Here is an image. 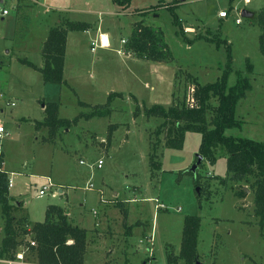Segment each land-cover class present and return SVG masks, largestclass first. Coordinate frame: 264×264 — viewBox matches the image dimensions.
Here are the masks:
<instances>
[{"label": "rangeland", "instance_id": "1", "mask_svg": "<svg viewBox=\"0 0 264 264\" xmlns=\"http://www.w3.org/2000/svg\"><path fill=\"white\" fill-rule=\"evenodd\" d=\"M164 6L175 8L183 34L193 43L182 40ZM235 6L228 12L229 0H133L128 7H118L113 0L0 3V18H4L0 19V93H5L0 99V122L6 133L3 150L8 167L26 177H13V182L23 181L21 191L30 206L78 207L92 220L85 264H168L166 252L178 254L183 219L188 215L201 220L200 263L264 264V231L252 213L250 184H241L248 189L245 198H235L240 185L220 183L226 176L225 158L218 157L215 166L203 161L196 171L203 183L200 190H204L198 200L194 177L182 173L194 166L199 134L187 133L180 150H174L164 146L162 133L157 151L161 168L153 172L148 163L149 143L156 142L161 120L147 118L143 108L186 101L194 79L202 85L219 79L227 53L224 43L216 47L217 40L228 42L232 52L228 85H234L239 72L252 89L236 107L243 127L226 135L264 142V56L259 50L261 33L256 20L264 0H239ZM3 9L10 11L8 17L2 16ZM242 10L253 16L242 17ZM220 11H226L228 17L222 19ZM67 19L95 23L97 31H107L112 37L110 49L96 46L92 51L93 38L69 33L63 72L67 86L44 84L40 73L20 60L43 65L41 50L49 29ZM140 21L162 33L172 54L169 61L154 63L126 52L129 36ZM246 60L253 66L252 73L246 69ZM111 93L122 95L113 98L111 114L105 118L80 119L68 129L57 130L50 140L47 129L35 127V121L45 118L43 102H57L60 118L72 120L91 113L95 105H104ZM110 125L115 128L108 145ZM99 158L104 161L100 169L92 166ZM45 178H52L67 195L40 198L39 186ZM100 189L109 199L106 209L98 202ZM144 198L148 199L141 202ZM150 198L164 207L155 208V200ZM93 209L97 214L93 215ZM1 219L4 222L2 207L0 224ZM152 230L154 242L150 243L146 238ZM2 234L0 226V239ZM25 239L31 240L30 236ZM141 240H145L143 244ZM25 257V264L34 263L28 254Z\"/></svg>", "mask_w": 264, "mask_h": 264}, {"label": "trees", "instance_id": "2", "mask_svg": "<svg viewBox=\"0 0 264 264\" xmlns=\"http://www.w3.org/2000/svg\"><path fill=\"white\" fill-rule=\"evenodd\" d=\"M133 0H113L118 7H128ZM161 1V0H160ZM229 0V10H232V2ZM173 17L174 25L179 27L178 33L182 40L193 43L183 34L179 18L175 15L174 7L164 6ZM227 13V12H226ZM228 15V13H227ZM225 19V18H222ZM257 24L260 29L259 50L264 56V9L257 14ZM90 27L86 22L65 20V22L49 29L41 50L43 66L38 67L31 61L20 60L22 64L39 72L44 84H56L67 86L64 79L65 53L67 45V34L69 32H84ZM126 45V52L132 53L137 58H145L148 61L159 63L167 62L172 54L167 49L162 33L140 21L134 25ZM198 39H203L198 37ZM216 47L225 44L227 61L222 76L213 83L201 84L194 79V107H190L186 101H180L170 106L153 104L144 107L143 111L147 118L161 120L156 128V142L149 143L148 154L151 170L159 171L161 166L157 161L159 149V137L165 134L164 146L169 149L180 150L187 133L199 134L200 144L198 154L203 161L215 166L218 157L225 158L226 176L220 178L223 185L227 182L240 185V189L234 192L235 198H245L246 192L242 183L250 184L249 189L253 192V216L259 219L257 224L260 231H264V142L243 137L226 135L227 131L241 129L243 122L237 118V104L251 92V84L247 77L237 72L234 85H228V79L233 73L231 70L232 52L228 42L214 41ZM253 66L246 60V69L252 73ZM120 93H111L104 105H95L91 113L80 114L74 119H62L59 116V104L57 102H43L42 109L45 113L43 121H35L36 128H45L49 131V140L54 138L59 129H68L71 125L78 123L80 119H91L94 117L105 118L111 114L110 103ZM188 96V95H187ZM216 105H212L211 101ZM81 107H86L79 102ZM115 126L110 125L107 136L109 145ZM47 142V140H46ZM221 155V156H219ZM197 159V158H196ZM195 159V162H196ZM194 162V164H195ZM202 162L199 166H202ZM198 166V167H199ZM197 171V170H196ZM190 170L182 173L191 174L194 177L195 187L199 188L196 193L198 200L202 194L200 176ZM9 174L0 172V207L4 218V236L0 242V260L13 261L18 248L24 245L21 251L28 254V259L37 264H85L87 230L80 228L71 222L61 206L49 205L45 212L43 222H34L31 228L27 218L16 220L13 216L14 207L9 204L8 199ZM209 188L208 186L206 189ZM119 207L123 205L118 203ZM124 218L126 212H123ZM181 235V246L177 255L166 252L168 264H196L198 258V244L201 220L198 216H185ZM30 236V241L25 237ZM31 242L35 243L34 247ZM27 251V252H25Z\"/></svg>", "mask_w": 264, "mask_h": 264}, {"label": "crops", "instance_id": "3", "mask_svg": "<svg viewBox=\"0 0 264 264\" xmlns=\"http://www.w3.org/2000/svg\"><path fill=\"white\" fill-rule=\"evenodd\" d=\"M238 1L239 0H234L233 2H232V10H235V8H236V6H235V4L236 3H238ZM243 1H245V0H243ZM3 2V0H0V3H2ZM252 2V0H250V3ZM245 3V2H244ZM14 4V3H13ZM248 5H250V4H248ZM14 5H12V7H13ZM47 8V7H46ZM6 10V9H5ZM251 11V10H250ZM252 13V12H251ZM1 14H2V12H1ZM9 14H10V11H8V14L6 15V16H4L3 14H2V16L3 17H8L9 16ZM252 15H253V13H252ZM2 21L4 20V18H0ZM84 22H86V23H88L89 25H90V27L87 29V30H85L84 32H80V33H82V34H86V35H88V36H90V38L92 39L93 38V42L94 43H96V44H98L97 46L98 47H101L102 49L103 48H105V49H110V46H111V43H112V37L107 33V31H102V32H100V30L99 31H97V27H96V25H95V23L94 24H92L91 22H88V21H84ZM69 33H71V32H69ZM69 33L67 34V37H68V35H69ZM103 35H105L106 37H107V44H108V46H104V43H103V40H102V37L101 36H103ZM97 41H98V43H97ZM93 42H91V45H92V43ZM67 45H68V39H67ZM67 45H66V47H67ZM65 60H66V58H65ZM38 67H42L43 65H41V66H39V65H37ZM64 69H66L65 68V66H64ZM1 93H3V92H1ZM4 95H5V93H3ZM42 111H43V109H42ZM26 120V119H25ZM2 125H3V123L2 122H0ZM4 126V125H3ZM4 130H5V128H4ZM44 144H46L45 142H44ZM2 147H3V141H2ZM4 151V150H3ZM100 159V158H99ZM98 159V160H99ZM97 160V161H98ZM104 162V161H103ZM104 164V163H103ZM3 170L4 171H6L8 174H9V180L11 181V187L9 188V191H8V199H9V204L12 206V207H14V210H13V216L16 218V220H19V219H25V218H27V222H28V224L30 225V226H28V228L30 229L31 228V224H33L34 222H43V220H44V218H45V212H46V209L48 208V206L49 205H51L50 203H45L44 205H42V206H40V207H32V206H30L29 204H28V202H26V200H24V198H23V193H22V191H21V184L23 183V181L22 180H19L17 183H16V185H15V181L13 182V177H18L19 179H23V178H26L24 175H22L21 174V172H19V171H17V170H12V169H10L9 167H8V163H7V160H6V155H5V151H4V163H3ZM51 177V176H50ZM51 180H52V178H51ZM52 183L54 184V187H58L57 189L59 190V193H60V196L62 195H67L66 193H65V191L63 190V189H61V187H59V186H56L55 184V182L54 181H52ZM87 186V185H86ZM88 188H90V187H88ZM104 193H103V190L102 189H100V191H99V197H98V202L100 203V204H103L104 206H105V209H106V206H107V200H109V199H106L104 196ZM252 195V197H253V193L251 194ZM51 197L52 198H57V196H52L51 195ZM116 199V198H115ZM148 198H144L141 202H144V201H146ZM149 200H152V201H157V202H155L154 201V203L156 204V206H155V208L158 206V205H161L162 203H160L159 201H158V199H156V198H150ZM130 201L132 202V203H137V202H134V201H137V200H135L134 198H132V199H130ZM53 203V202H52ZM160 203V204H159ZM54 205V204H53ZM163 205V204H162ZM57 206H61L64 210H65V214H66V216L68 217V220H69V222H71L72 224H74V225H76V226H78V227H80V228H83V229H85V230H87V236H88V234H89V231H90V229H91V227H89V225H91V221H88L87 219H86V217H85V215L83 214V212H82V210L81 209H79L78 207H74V209H69L68 207H66V206H62V205H58L57 204ZM94 211H95V209H93ZM104 213V212H103ZM102 213V214H103ZM253 213V212H252ZM93 215H95V214H93ZM106 216V215H105ZM41 220V221H38V220ZM102 219V218H101ZM103 219H105V217H103ZM87 220V221H86ZM86 222H89V224L87 225V223ZM4 222H3V220L1 219V224H0V226H1V230L4 228ZM93 225V224H92ZM3 232V231H2ZM130 233H131V231H130ZM153 230H152V233H151V235H149V236H152V239H153ZM2 236H3V234H2ZM2 240V238L0 239V241ZM153 242H154V240H153ZM0 246H1V244H0ZM22 248H24V245H21L19 248H18V252H17V254L18 253H21V252H23V251H21V249ZM24 253V252H23ZM16 254V255H17ZM25 255L26 254H24V258H25V262H26V257H25ZM154 261V260H153ZM27 263V262H26ZM0 264H21L18 260H17V258H16V256H15V259L13 260V261H5V260H0ZM31 264H37L36 262H34V263H31Z\"/></svg>", "mask_w": 264, "mask_h": 264}, {"label": "built area", "instance_id": "4", "mask_svg": "<svg viewBox=\"0 0 264 264\" xmlns=\"http://www.w3.org/2000/svg\"><path fill=\"white\" fill-rule=\"evenodd\" d=\"M245 1H246V3H250V0H245ZM47 10H48V7H47ZM2 14L4 16H6L8 14V10L3 9L2 10ZM218 15L221 18H227L228 17L226 11H220L218 13ZM240 22H241L240 19H237L236 20V23L237 24H240ZM96 46H97V44L93 42L92 43L91 50L92 51L95 50ZM188 91H189V93H188L187 101L186 102H187L188 106H190L192 108V107H194V104H195L194 97H193V94H194V88H193V86H191ZM3 97H4V95H2V93H0V99H2ZM10 105L13 106L14 103L11 102ZM5 135H6V133H5V130H4V126L0 123V172L4 171L3 170L4 151H3V147H2V141H3L4 137H5ZM80 164H83V162L80 161ZM102 165H103V159H99L98 161H96L95 163L92 164V166H95V167H97L99 169L102 168ZM10 187H11V181L9 180L8 188H10ZM39 187L40 188H39L38 194H39V197L40 198L43 197V196H46L48 194H51L52 196H56V195L59 196L60 195L59 190L56 187H54V184L52 183L51 178H45V183L42 184ZM163 207L164 206H162V205H158L157 206V208H163ZM93 214H97V212L93 210ZM146 240H148L150 243H153L152 236L147 237ZM144 241L141 240L140 241L141 244H143ZM34 245H35V243L31 242V246L34 247ZM16 258H17V260L20 263L25 264V262H24L25 258H24V253L23 252L18 253L16 255Z\"/></svg>", "mask_w": 264, "mask_h": 264}, {"label": "water", "instance_id": "5", "mask_svg": "<svg viewBox=\"0 0 264 264\" xmlns=\"http://www.w3.org/2000/svg\"><path fill=\"white\" fill-rule=\"evenodd\" d=\"M240 15H242V17H244V18H251L253 16L251 12L246 11V10H242L241 13H240ZM196 158H197V160H196L193 168L191 169V171H193V172H195L197 170V168L199 166V163H201L202 162V159H203V157L200 154H197L196 155ZM244 190H245V192L248 191V189H246V188H244ZM196 191L198 192L199 191V188H197ZM196 264H203V263H200L198 261Z\"/></svg>", "mask_w": 264, "mask_h": 264}, {"label": "bare ground", "instance_id": "6", "mask_svg": "<svg viewBox=\"0 0 264 264\" xmlns=\"http://www.w3.org/2000/svg\"><path fill=\"white\" fill-rule=\"evenodd\" d=\"M102 37V40H103V43H104V46H108L107 44V37L105 35L101 36Z\"/></svg>", "mask_w": 264, "mask_h": 264}]
</instances>
